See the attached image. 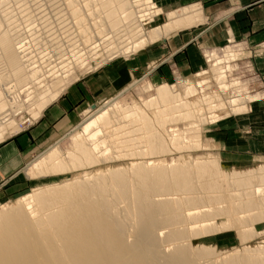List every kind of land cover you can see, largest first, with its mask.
<instances>
[{"label": "rangeland", "instance_id": "1", "mask_svg": "<svg viewBox=\"0 0 264 264\" xmlns=\"http://www.w3.org/2000/svg\"><path fill=\"white\" fill-rule=\"evenodd\" d=\"M149 2H153L151 7L154 9ZM198 2L199 0H0L3 33L10 37L12 46L15 43L13 48L21 55L17 67L5 55V44L0 40V120H5L0 125V140L7 134L16 133L28 126L36 119L37 112L51 103L70 83L109 60L149 50L147 55L151 62L153 60L154 66L174 50L165 46V40L178 34L189 39L204 32L200 40L177 55L179 59L175 56L160 66L165 70L164 79L160 80L156 75L142 79L128 86L117 98L92 106L84 112L80 124L51 145L53 147L58 144L64 157L70 153L84 160L76 146L79 135L86 139L81 125L92 118L94 113L101 111L104 105L115 100V106L130 109L123 118V125L129 130L126 137L136 136L134 126L129 124L136 113H144L152 121L157 133L166 140L167 151L137 158L126 150L120 152V148L113 147L106 137L110 134L104 132L98 141L99 156L103 158L101 162L85 165L86 161L81 160L84 166L77 170L45 173L51 174L46 176L27 174L21 184H11L0 189V210L20 206V202L26 197L48 187L63 185L77 178H90L100 171L127 169L134 160L164 161L168 165L190 160L213 162L221 171L236 168L256 172L254 167H263L264 157L243 162L241 159L247 157H231L244 152L231 147L220 133L228 131L233 135L231 139L237 138L243 126L235 123L246 116H252L255 125H251V129L264 128V124L258 125V122H264V115L257 108L258 104L264 102V36H260L264 32V11H249L245 15L221 9L212 11ZM192 5H199L198 11L202 13L200 22L171 31L154 43L142 42L145 35L141 28L143 19L148 22L144 30L147 32L166 23L169 13ZM145 13L148 17H145ZM189 15L191 14L184 16ZM211 26L212 32L208 31ZM245 26L248 29L241 28ZM256 34L260 40L253 43L252 37ZM220 38L225 40L220 41ZM18 42L23 45V51L16 49ZM163 85L167 86L171 95L179 99L175 103L181 106L162 121L164 124L160 122L158 114L164 112L165 108L163 103L157 101L159 89ZM237 98L242 100L232 104L231 101L238 100ZM175 103L172 106H176ZM173 110L175 109L168 111ZM175 134L184 142L179 147L171 139ZM233 142L241 147L240 142ZM258 142L259 152L264 151L262 141ZM48 149L39 153L36 159ZM118 152L122 155L118 156ZM260 172H256L255 179L258 181L264 178ZM34 176L37 178L33 179ZM212 219L196 223L189 237L193 246H198V249L208 248L214 252L203 258V262L215 264L220 261V264L232 254L254 250L264 244V219L256 224L259 234L248 232L246 241L241 239L238 230L232 226L224 228L228 223L227 218L219 215ZM204 223H212L214 230L206 232L208 226H203ZM171 247L166 244L164 249Z\"/></svg>", "mask_w": 264, "mask_h": 264}, {"label": "bare ground", "instance_id": "2", "mask_svg": "<svg viewBox=\"0 0 264 264\" xmlns=\"http://www.w3.org/2000/svg\"><path fill=\"white\" fill-rule=\"evenodd\" d=\"M149 3L151 7L153 2ZM198 8L192 5L173 11L166 23L147 32L148 22L143 19L142 42L154 43L171 31L201 20ZM1 20L0 40L5 44V55L19 67L21 55L3 33ZM18 44L16 49L23 51V45ZM158 95L157 101L165 108L158 116L164 124L162 121L181 106L166 85L160 87ZM115 103L110 101L81 125L86 139L79 135L76 146L85 165L103 160L98 141L104 132L110 134L106 137L113 147L137 158L167 151L166 140L144 113H136L129 124L134 126L136 136L126 137L129 130L123 118L130 109ZM174 103L176 106H172ZM171 139L178 147L184 143L177 134ZM81 160L70 153L64 157L57 144L37 159L29 174L77 170L84 166ZM254 168L264 175V165ZM224 170L213 162L190 160L168 165L142 159L134 160L127 169L100 171L90 178L36 191L19 201L20 206L0 210V264H214L202 261L214 254L212 250L198 249L189 241L196 223L221 215L228 221L224 228L232 226L246 241L248 232H258L256 224L264 219V178L255 179L257 170ZM203 226H208L206 232L214 230L212 223ZM166 244L172 247L164 249ZM220 264H264V244L232 254Z\"/></svg>", "mask_w": 264, "mask_h": 264}, {"label": "crops", "instance_id": "3", "mask_svg": "<svg viewBox=\"0 0 264 264\" xmlns=\"http://www.w3.org/2000/svg\"><path fill=\"white\" fill-rule=\"evenodd\" d=\"M198 3L203 4L204 7H209L212 11L221 9L223 11H233L244 15L249 11H264V0H199ZM200 21L201 20L187 27L195 25ZM212 27L213 26H211L208 31L212 32ZM241 28L248 29L247 26ZM203 33L204 32H201L189 39H185L184 36L178 34L173 38L165 40V46L171 47L172 49L174 48V50L169 53L167 58L161 61L162 63L159 62L152 66L154 62L153 60L151 62L147 55L149 50L144 49L145 51L140 50L130 56H121L109 60L100 67L87 72L81 78L70 83L61 94L51 101V103L43 110L37 112L38 115L32 123L16 133L7 134L5 138L0 140V189L8 187L11 184H21L24 181L25 175L29 174V171L33 169L37 163L36 158L39 156V153L51 147L52 143L62 139L66 134H69L75 126L80 124L86 110L101 102L112 99L117 95L123 94L128 86L134 83L136 84L140 80L142 81V79L144 80L155 75L160 80L161 78L164 79L165 70L164 68H160V66L163 65V63L171 61L175 56L179 59L177 55L193 42L200 40L199 38H201ZM259 35L256 34L254 35L255 37H252V39H254H251L253 43L260 40ZM260 36H264V32ZM221 40L225 39L220 38V41ZM216 44H218V42ZM5 89L7 90V88ZM257 108L263 111L260 114L264 115V102L258 104ZM243 118L245 121H243ZM240 119L242 120L235 124L239 123L243 128L241 134L237 135V138L231 139L233 135H230L228 131L220 133L221 136H225L226 142H228L231 147L236 150H241L240 152H244L241 155L238 154L231 157H247L242 158L241 162L254 161L259 157H264V151L259 152L260 143L258 142L262 141L261 146H264V128L251 129L250 126L255 125L253 124L252 116H246ZM4 122L5 120L1 118L0 125ZM262 124H264V122H261V124L258 122V125ZM248 131H250V133H248ZM217 135L219 136V133H217ZM215 140L217 141V138ZM233 141L240 142L241 147L236 145ZM224 153L228 154L227 152ZM236 160L238 161V159ZM31 161L33 162L29 165ZM46 175L51 174L36 176ZM30 178L27 177V179ZM35 178L37 177L34 176L33 179Z\"/></svg>", "mask_w": 264, "mask_h": 264}]
</instances>
